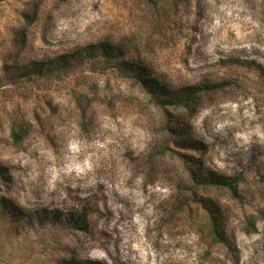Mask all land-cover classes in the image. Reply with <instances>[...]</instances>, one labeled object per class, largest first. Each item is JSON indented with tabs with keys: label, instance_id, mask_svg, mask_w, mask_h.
Returning a JSON list of instances; mask_svg holds the SVG:
<instances>
[{
	"label": "rangeland",
	"instance_id": "1",
	"mask_svg": "<svg viewBox=\"0 0 264 264\" xmlns=\"http://www.w3.org/2000/svg\"><path fill=\"white\" fill-rule=\"evenodd\" d=\"M103 43L170 93L220 85L190 119L207 146L191 155L240 182L238 200L205 193L232 249L181 204L163 115L134 74L106 66ZM89 46L94 58L64 68ZM13 122L29 128L19 144ZM0 166L15 212L0 203V264H264V0H0Z\"/></svg>",
	"mask_w": 264,
	"mask_h": 264
},
{
	"label": "trees",
	"instance_id": "2",
	"mask_svg": "<svg viewBox=\"0 0 264 264\" xmlns=\"http://www.w3.org/2000/svg\"><path fill=\"white\" fill-rule=\"evenodd\" d=\"M101 56L104 57L107 67L121 66L123 71L134 74L136 80L141 84L142 88L150 95L151 101L156 108L162 113L163 121L161 123V135L163 141L160 147L162 155H169L176 158L184 167V177L182 178V192L183 198L181 204L184 206L196 205L200 207L208 218L207 236L211 239L213 244L223 245L232 249V243L228 238L224 226L225 213L222 207L216 200H213L208 193L211 190H224L233 200L240 199L238 178L226 177L220 175L215 171L204 169V165L200 161H196L191 153H207V146L194 137L190 119L195 115L196 110L202 105L206 97L218 92L220 85L202 84L197 86L184 87L176 92L170 93L168 88L161 86L152 79H144L141 70H136L129 67L123 62L120 64L121 52L119 48L113 47L109 43H103L100 46ZM95 46L82 48L74 51L70 56L66 55L60 58L64 63H67L64 68H72L71 61L77 59L82 61L84 59L94 58ZM133 66V65H132ZM186 111L185 116L189 121H185L181 116L175 114V111ZM29 135V128L25 124L13 122L11 125V139L14 144L21 143ZM7 170L4 166H0V179L7 182ZM1 208L4 213L8 211L12 215V208L8 204L5 197H0ZM6 211V212H5ZM2 213V212H1ZM15 223L19 219L14 220ZM68 222L77 228H82L83 221L68 218ZM57 224V223H55ZM70 264H103L96 261L88 262H69Z\"/></svg>",
	"mask_w": 264,
	"mask_h": 264
}]
</instances>
